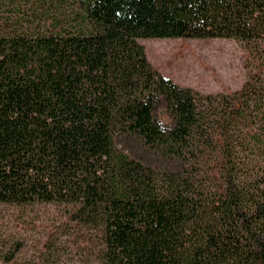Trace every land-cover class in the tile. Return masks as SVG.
I'll use <instances>...</instances> for the list:
<instances>
[{
	"label": "trees",
	"instance_id": "16d2710c",
	"mask_svg": "<svg viewBox=\"0 0 264 264\" xmlns=\"http://www.w3.org/2000/svg\"><path fill=\"white\" fill-rule=\"evenodd\" d=\"M138 38H232L263 60L202 93ZM261 42L264 0H0V202L71 204L101 264H264Z\"/></svg>",
	"mask_w": 264,
	"mask_h": 264
},
{
	"label": "rangeland",
	"instance_id": "374dc122",
	"mask_svg": "<svg viewBox=\"0 0 264 264\" xmlns=\"http://www.w3.org/2000/svg\"><path fill=\"white\" fill-rule=\"evenodd\" d=\"M162 75L202 93L239 89L249 69L261 67L253 46L232 38H138ZM264 49V42L260 47ZM158 116L169 117L164 109ZM60 202H0V264H101V235L71 219Z\"/></svg>",
	"mask_w": 264,
	"mask_h": 264
}]
</instances>
